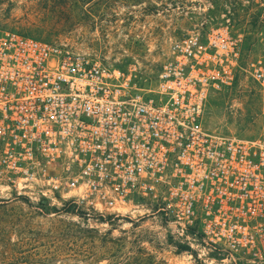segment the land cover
Masks as SVG:
<instances>
[{"label": "built area", "instance_id": "built-area-1", "mask_svg": "<svg viewBox=\"0 0 264 264\" xmlns=\"http://www.w3.org/2000/svg\"><path fill=\"white\" fill-rule=\"evenodd\" d=\"M230 18L174 40L155 83L89 52L0 27V192L37 206L116 216L149 203L182 238L264 264V50L241 66ZM241 70L263 123L239 137L204 124Z\"/></svg>", "mask_w": 264, "mask_h": 264}, {"label": "rangeland", "instance_id": "rangeland-1", "mask_svg": "<svg viewBox=\"0 0 264 264\" xmlns=\"http://www.w3.org/2000/svg\"><path fill=\"white\" fill-rule=\"evenodd\" d=\"M204 16L231 19L243 37V68L263 52L264 0H0V27L89 52L147 87L170 44ZM262 123L257 86L244 70L206 102L204 124L212 131L254 137ZM141 205L118 216H84L0 192V264H243L200 236L180 237L156 207Z\"/></svg>", "mask_w": 264, "mask_h": 264}, {"label": "trees", "instance_id": "trees-1", "mask_svg": "<svg viewBox=\"0 0 264 264\" xmlns=\"http://www.w3.org/2000/svg\"><path fill=\"white\" fill-rule=\"evenodd\" d=\"M184 249H187V248H184ZM146 258H152V256L151 255H147Z\"/></svg>", "mask_w": 264, "mask_h": 264}]
</instances>
